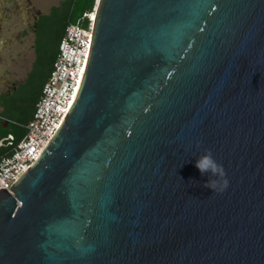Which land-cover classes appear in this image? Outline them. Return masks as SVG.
Masks as SVG:
<instances>
[{
    "label": "water",
    "instance_id": "obj_1",
    "mask_svg": "<svg viewBox=\"0 0 264 264\" xmlns=\"http://www.w3.org/2000/svg\"><path fill=\"white\" fill-rule=\"evenodd\" d=\"M0 264H264V0H97L69 111L0 190Z\"/></svg>",
    "mask_w": 264,
    "mask_h": 264
},
{
    "label": "built area",
    "instance_id": "obj_2",
    "mask_svg": "<svg viewBox=\"0 0 264 264\" xmlns=\"http://www.w3.org/2000/svg\"><path fill=\"white\" fill-rule=\"evenodd\" d=\"M82 18H86V25L69 22L65 26L32 117L20 124L25 133L12 145L9 156L0 157V190L11 192L12 185L37 160L74 101L81 84L80 74L86 66L94 21L92 12L84 13ZM12 141L13 136L9 134L0 139V145H11Z\"/></svg>",
    "mask_w": 264,
    "mask_h": 264
},
{
    "label": "flooded vegetation",
    "instance_id": "obj_3",
    "mask_svg": "<svg viewBox=\"0 0 264 264\" xmlns=\"http://www.w3.org/2000/svg\"><path fill=\"white\" fill-rule=\"evenodd\" d=\"M52 7L42 11L31 0H0V133L12 121L8 116L10 109L18 111L33 82L39 86L48 72L51 52L50 46L47 47V31L53 24ZM15 17L21 19V26L11 23ZM10 32L17 36L13 37ZM24 53L31 61L25 77L20 80L12 72L16 71V63L25 57Z\"/></svg>",
    "mask_w": 264,
    "mask_h": 264
},
{
    "label": "trees",
    "instance_id": "obj_4",
    "mask_svg": "<svg viewBox=\"0 0 264 264\" xmlns=\"http://www.w3.org/2000/svg\"><path fill=\"white\" fill-rule=\"evenodd\" d=\"M95 0H64L59 6H54L51 9V18L53 24L48 29L49 44L50 46L51 58L49 60L48 72L41 80L40 85L34 81L32 88L28 96L23 101L20 109L18 111L10 109L8 116L12 119L9 123L8 128L2 130L0 133V139L7 137L9 134L13 136V141L11 145L3 143L0 145V157L9 156L12 152V145L22 138L25 133L24 127L21 123H26L31 117L35 109V105L39 96L41 94L42 87L49 75L52 68L53 61L56 57L58 50L59 41L64 33L65 26L69 23V15L74 11L76 13L75 22L81 25H86V18H82L84 13L92 12L94 8ZM74 22V23H75ZM39 88V89H38Z\"/></svg>",
    "mask_w": 264,
    "mask_h": 264
},
{
    "label": "rangeland",
    "instance_id": "obj_5",
    "mask_svg": "<svg viewBox=\"0 0 264 264\" xmlns=\"http://www.w3.org/2000/svg\"><path fill=\"white\" fill-rule=\"evenodd\" d=\"M32 3L42 11H48L51 6H58L60 5L64 0H31ZM75 16L76 13L72 11L69 15V20L70 22H75ZM11 23H17L18 26H21V19L19 17H15L12 19ZM11 25V24H10ZM11 34V32H10ZM13 37L17 36L14 32L11 34ZM25 57L19 60V65L16 63L15 65V72H12L14 76L18 77L20 80L23 79L26 75V71L28 69L29 63L31 61V57H27L26 54L24 53ZM9 70L12 69V66H8ZM11 73V74H12Z\"/></svg>",
    "mask_w": 264,
    "mask_h": 264
},
{
    "label": "clouds",
    "instance_id": "obj_6",
    "mask_svg": "<svg viewBox=\"0 0 264 264\" xmlns=\"http://www.w3.org/2000/svg\"><path fill=\"white\" fill-rule=\"evenodd\" d=\"M196 167L201 172V174H209L211 177L216 175L218 172H222L221 166H219L213 159L211 151L206 150L204 155H201L196 160ZM211 179L205 184V187H209ZM224 186H227V181L225 180ZM210 188V187H209Z\"/></svg>",
    "mask_w": 264,
    "mask_h": 264
},
{
    "label": "bare ground",
    "instance_id": "obj_7",
    "mask_svg": "<svg viewBox=\"0 0 264 264\" xmlns=\"http://www.w3.org/2000/svg\"><path fill=\"white\" fill-rule=\"evenodd\" d=\"M96 6H97V0H96L95 7H94V9H93V11H92V19H94V17H95ZM82 76H83V74H80V78H79L80 81H81ZM80 81H79V82H80ZM77 89H79V88L77 87ZM77 89H76V94H74V98H75V96L77 95ZM74 98H73V100H74Z\"/></svg>",
    "mask_w": 264,
    "mask_h": 264
}]
</instances>
